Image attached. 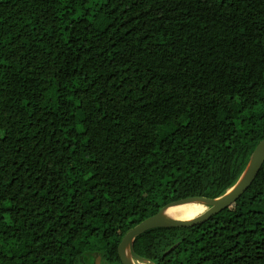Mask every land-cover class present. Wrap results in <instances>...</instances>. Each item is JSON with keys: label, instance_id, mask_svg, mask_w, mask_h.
Listing matches in <instances>:
<instances>
[{"label": "trees", "instance_id": "16d2710c", "mask_svg": "<svg viewBox=\"0 0 264 264\" xmlns=\"http://www.w3.org/2000/svg\"><path fill=\"white\" fill-rule=\"evenodd\" d=\"M263 138L264 0H0V264H121L128 229L222 193ZM133 248L264 264V162L229 206Z\"/></svg>", "mask_w": 264, "mask_h": 264}, {"label": "water", "instance_id": "95a60500", "mask_svg": "<svg viewBox=\"0 0 264 264\" xmlns=\"http://www.w3.org/2000/svg\"><path fill=\"white\" fill-rule=\"evenodd\" d=\"M263 162L264 138L259 140L254 145L247 162L245 163L235 181L219 195L214 197L194 195L171 200L163 204L155 213L140 220L122 235L117 245V254L121 264H135L134 259L144 260L150 264H154L149 259L137 254L134 251L133 241L139 233L156 227L192 226L194 224L205 221L211 215L232 204L247 191L254 178L258 174ZM193 202L201 203L205 205L206 208L189 219L176 218L167 214L168 209L172 205L188 204ZM99 259L100 257L96 256V264H99Z\"/></svg>", "mask_w": 264, "mask_h": 264}, {"label": "bare ground", "instance_id": "6f19581e", "mask_svg": "<svg viewBox=\"0 0 264 264\" xmlns=\"http://www.w3.org/2000/svg\"><path fill=\"white\" fill-rule=\"evenodd\" d=\"M206 208L205 205L197 202L188 203V204H180V205H172L167 214L172 217L176 218H184L189 219L192 218L194 215L200 213ZM135 264H150L144 260L134 259Z\"/></svg>", "mask_w": 264, "mask_h": 264}, {"label": "rangeland", "instance_id": "374dc122", "mask_svg": "<svg viewBox=\"0 0 264 264\" xmlns=\"http://www.w3.org/2000/svg\"><path fill=\"white\" fill-rule=\"evenodd\" d=\"M258 208H260V207H258ZM101 263V258L99 259V264ZM80 264H86V263H80ZM95 264H96V260H95ZM101 264H108L107 262L105 263V262H102Z\"/></svg>", "mask_w": 264, "mask_h": 264}]
</instances>
